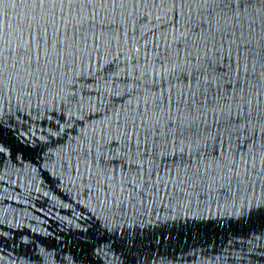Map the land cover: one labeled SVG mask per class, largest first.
I'll list each match as a JSON object with an SVG mask.
<instances>
[{
	"label": "water",
	"instance_id": "1",
	"mask_svg": "<svg viewBox=\"0 0 264 264\" xmlns=\"http://www.w3.org/2000/svg\"><path fill=\"white\" fill-rule=\"evenodd\" d=\"M0 66V264H264V0L8 7Z\"/></svg>",
	"mask_w": 264,
	"mask_h": 264
},
{
	"label": "snow or ice",
	"instance_id": "2",
	"mask_svg": "<svg viewBox=\"0 0 264 264\" xmlns=\"http://www.w3.org/2000/svg\"><path fill=\"white\" fill-rule=\"evenodd\" d=\"M65 2H68L69 4L73 2H79V0H0V11H3L4 9L8 7H23L27 10V13H30L33 17V19H37V14L38 13H44L47 11H51L52 14H55V9L57 7H63ZM4 18L7 19V14L6 12L4 13ZM6 26V25H5ZM21 31H23V26L20 28ZM18 55H20L22 58L26 57L27 58V65L31 67V62L33 59V52L32 48L29 47L27 50L21 48L18 51ZM44 55L46 56L47 53L45 52ZM37 61L40 59V54L37 53L36 55ZM4 67L6 66H0V76H2ZM208 68H211V62H209L207 68H196L193 70V78H194V73L195 72H200L203 75L207 74ZM193 100L195 101V96L193 97ZM170 130L171 134L173 136H182L183 135V128L181 126H176L173 128L170 124ZM2 151V149H0ZM122 164L126 162L125 161H120ZM231 179V178H230ZM212 181L215 182V177L212 178ZM195 183H194V190H195ZM183 194V195H188V193H178V195ZM264 207V206H262Z\"/></svg>",
	"mask_w": 264,
	"mask_h": 264
}]
</instances>
